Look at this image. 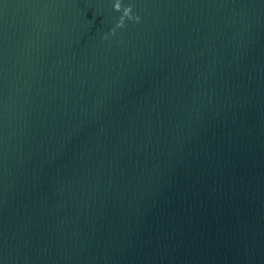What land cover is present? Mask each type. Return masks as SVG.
I'll return each mask as SVG.
<instances>
[{
    "label": "water",
    "instance_id": "1",
    "mask_svg": "<svg viewBox=\"0 0 264 264\" xmlns=\"http://www.w3.org/2000/svg\"><path fill=\"white\" fill-rule=\"evenodd\" d=\"M0 264H264V0H0Z\"/></svg>",
    "mask_w": 264,
    "mask_h": 264
},
{
    "label": "clouds",
    "instance_id": "2",
    "mask_svg": "<svg viewBox=\"0 0 264 264\" xmlns=\"http://www.w3.org/2000/svg\"><path fill=\"white\" fill-rule=\"evenodd\" d=\"M114 8H115V10L119 11L120 8H121V4L119 2L115 3ZM130 11H131L130 8H125L123 10V16H121V18H120L119 22L117 23L116 27H118V28L119 27H123V25H124V17L129 16ZM137 19H138V17H137ZM113 31H114V29H113Z\"/></svg>",
    "mask_w": 264,
    "mask_h": 264
}]
</instances>
